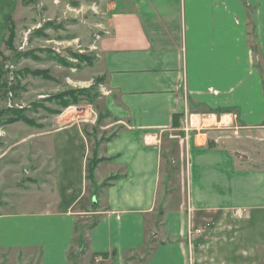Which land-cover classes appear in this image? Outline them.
<instances>
[{
	"label": "crops",
	"instance_id": "1",
	"mask_svg": "<svg viewBox=\"0 0 264 264\" xmlns=\"http://www.w3.org/2000/svg\"><path fill=\"white\" fill-rule=\"evenodd\" d=\"M12 2L0 0V50ZM106 2L95 46L115 133L92 146L77 108L54 118L48 179L0 212V255L71 264L81 236L77 264H132L160 220L143 264H264V0ZM216 131L254 135L256 153L237 163ZM172 132L191 136L194 176L187 201L162 210L159 144Z\"/></svg>",
	"mask_w": 264,
	"mask_h": 264
},
{
	"label": "rangeland",
	"instance_id": "2",
	"mask_svg": "<svg viewBox=\"0 0 264 264\" xmlns=\"http://www.w3.org/2000/svg\"><path fill=\"white\" fill-rule=\"evenodd\" d=\"M106 3V0H13L9 4L8 33L0 50V86L3 85L0 88V212L14 208L17 201L33 199L32 190L47 181L50 160L43 141L50 136L57 115L65 111L72 115L77 108L79 119L90 123L85 126V133L92 146L97 139L115 133L112 128H105L116 120L110 118L106 108L108 91L103 86L105 77L95 46L106 31L103 27ZM194 110L196 107L190 106L189 111ZM187 123L184 122V127L190 134V119ZM227 135L224 138L225 133L217 131L212 134L219 137L218 142L226 153L227 149L233 150L237 163L244 160L243 155L248 153L253 157L256 153L254 135ZM185 139L181 141L172 132L171 137L159 144L163 159L159 194L162 210L187 201V185L194 172L191 176L188 160L191 136ZM249 166L254 168L255 162ZM94 219H88L86 225ZM160 222L156 221L148 231V239L153 243L148 242L132 264H143L141 259L146 257V249L160 241ZM36 253L19 251L7 257L0 255V264H39Z\"/></svg>",
	"mask_w": 264,
	"mask_h": 264
},
{
	"label": "trees",
	"instance_id": "3",
	"mask_svg": "<svg viewBox=\"0 0 264 264\" xmlns=\"http://www.w3.org/2000/svg\"><path fill=\"white\" fill-rule=\"evenodd\" d=\"M10 34H11V30L9 29V37H10ZM9 37H8V40L6 41V44H8V41H9ZM1 67H0V76H1ZM0 88H3V85H1L0 86ZM182 116V114H180V115H173L172 116V122H173V126L175 127V126H177V119L179 118V117H181ZM95 163H93V164H91V165H89V175L92 173V170L94 169V165ZM76 242H77V244H78V251H77V253H70L69 254V260H70V262H71V264H77L76 262V258H78L77 256H78V254L80 255V254H82L83 253V251H82V247L84 246V244H83V239H82V237L81 236H79V237H77L76 238ZM147 253H148V251H147Z\"/></svg>",
	"mask_w": 264,
	"mask_h": 264
},
{
	"label": "built area",
	"instance_id": "4",
	"mask_svg": "<svg viewBox=\"0 0 264 264\" xmlns=\"http://www.w3.org/2000/svg\"><path fill=\"white\" fill-rule=\"evenodd\" d=\"M235 214L240 217L241 216V213H238V211H235ZM197 233H201L202 231L201 230H196Z\"/></svg>",
	"mask_w": 264,
	"mask_h": 264
},
{
	"label": "bare ground",
	"instance_id": "5",
	"mask_svg": "<svg viewBox=\"0 0 264 264\" xmlns=\"http://www.w3.org/2000/svg\"><path fill=\"white\" fill-rule=\"evenodd\" d=\"M69 113V112H68Z\"/></svg>",
	"mask_w": 264,
	"mask_h": 264
}]
</instances>
